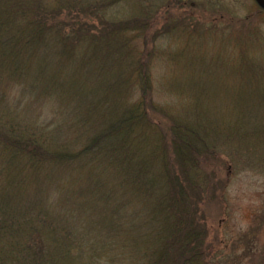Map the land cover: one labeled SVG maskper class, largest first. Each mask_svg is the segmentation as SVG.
I'll return each instance as SVG.
<instances>
[{
	"label": "trees",
	"instance_id": "16d2710c",
	"mask_svg": "<svg viewBox=\"0 0 264 264\" xmlns=\"http://www.w3.org/2000/svg\"><path fill=\"white\" fill-rule=\"evenodd\" d=\"M254 5L0 0V264H221L223 169L264 173Z\"/></svg>",
	"mask_w": 264,
	"mask_h": 264
},
{
	"label": "rangeland",
	"instance_id": "374dc122",
	"mask_svg": "<svg viewBox=\"0 0 264 264\" xmlns=\"http://www.w3.org/2000/svg\"><path fill=\"white\" fill-rule=\"evenodd\" d=\"M199 1V0H196ZM203 1V0H202ZM221 11L236 8L238 16L246 15L255 8L252 0H208ZM214 14L215 17L223 14ZM231 170L223 177L227 181L221 203H211L206 207L213 230L215 249H228L217 258L221 264L225 261L235 263L232 248L238 246L237 254L242 256L241 264H264V173L244 168ZM227 168V167H226ZM250 243L252 252L247 254L245 247ZM232 253V254H231ZM236 254V253H235Z\"/></svg>",
	"mask_w": 264,
	"mask_h": 264
},
{
	"label": "water",
	"instance_id": "95a60500",
	"mask_svg": "<svg viewBox=\"0 0 264 264\" xmlns=\"http://www.w3.org/2000/svg\"><path fill=\"white\" fill-rule=\"evenodd\" d=\"M255 3L264 10V0H254Z\"/></svg>",
	"mask_w": 264,
	"mask_h": 264
}]
</instances>
